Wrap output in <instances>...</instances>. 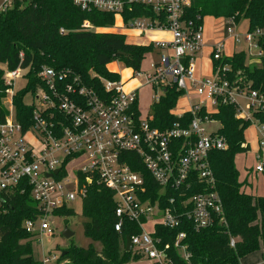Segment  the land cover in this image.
I'll return each instance as SVG.
<instances>
[{
	"label": "built area",
	"instance_id": "obj_1",
	"mask_svg": "<svg viewBox=\"0 0 264 264\" xmlns=\"http://www.w3.org/2000/svg\"><path fill=\"white\" fill-rule=\"evenodd\" d=\"M23 1L0 0V12ZM72 1L83 12L95 10L120 17L125 30L170 33L171 41L155 44L169 53L161 54L152 65L153 73L146 75L147 84L162 88V95L166 87L175 85L190 97L189 90L193 88L199 104L177 116L179 120L172 128L160 130L152 126L151 116L141 118V86L127 91L122 81L100 78L107 95L102 99L84 85L80 76L43 67L38 74L41 85L31 93L32 102L26 104L33 108V124L24 130L15 119L13 88L25 71L5 70L4 81L10 88L2 102L9 114L0 121V192L15 191L23 184L30 186L40 215L26 221L24 228L41 240L42 235L53 234L47 218L60 208H71L76 201L83 203L87 185L97 181L114 194L118 217L115 230L121 232L126 222L139 229L129 238L131 253L139 257L138 262L176 264L170 254L174 249L183 264H192V255L183 243L187 233L180 232L174 243L164 244L157 229L174 230L185 225L199 232L217 223L227 225L210 156L227 150L228 143L218 131L209 132L207 125L215 122L212 115L221 105L234 106L236 118L256 125L260 163L255 174H263L264 123L255 120L254 115L264 112V92L231 85L224 75L226 67L223 74L218 68L211 77H196V56L203 47L204 33L203 26L195 28L192 22L182 19L191 0ZM133 6L153 9L157 15L165 16L167 25H160L159 18L146 17L125 23L123 14L132 12ZM223 22L225 36L234 44L240 43V24L233 19ZM82 28L92 27L85 21ZM242 37L247 44V52L243 51L247 58L255 54L254 50L257 57L263 56L260 42L264 43V28L253 32L246 29ZM223 47L222 42L213 47L212 62L225 60ZM160 97L153 99L159 101ZM188 112L192 118L186 122L184 114ZM73 162L82 164L68 171ZM131 165L149 175L157 188L153 186L155 192L147 186L144 172ZM56 170L59 173L54 175ZM234 244L232 239L231 246ZM41 262L66 264L56 253L43 254Z\"/></svg>",
	"mask_w": 264,
	"mask_h": 264
},
{
	"label": "trees",
	"instance_id": "obj_2",
	"mask_svg": "<svg viewBox=\"0 0 264 264\" xmlns=\"http://www.w3.org/2000/svg\"><path fill=\"white\" fill-rule=\"evenodd\" d=\"M123 17L125 23L146 17L152 20L159 18L160 25H167L165 16L142 6H133L132 12L127 10ZM207 17L233 19L237 24L244 20L248 23V31L253 32L264 28V0H191L182 19L192 22L197 28L203 26ZM85 21L95 29H110L116 24V16L95 10L83 12L72 0H24L0 12V121L9 114L2 102L10 88L4 81L5 70L20 68L25 71L27 84L15 93L13 106L16 121L27 130L33 124V108L24 100L41 85L38 74L43 67L80 76L84 85L104 99L107 95L100 78L121 81L119 74L108 69L109 64L119 62L139 73L142 62L155 49L154 44H128L126 35L121 33L84 29ZM61 30L65 33L61 34ZM260 45L264 50V43L260 42ZM247 59L245 52L235 53L223 62H213V68H221L223 74L222 69L226 67L224 75L231 85L264 92V54L261 62L253 67L247 64ZM164 90L159 101H154L150 114L152 126L160 130L172 128L179 120L173 110L184 96V92L175 85ZM191 118L189 112L184 114L186 122ZM254 119L264 123V112L255 114ZM212 120L221 124L217 131L228 143L227 150L215 151L210 156L227 225L217 223L199 232L193 227L186 229L185 225L174 230L159 227L157 234L166 244L174 243L178 234L185 231L187 237L183 243L192 255V264H240L241 259L258 250L262 251L264 259V197H254L242 190L243 184L239 182L234 164L236 155L249 150L245 131L252 122L236 118V109L232 105L219 106ZM131 166L134 170L143 171ZM143 172L147 186L156 188L149 175ZM87 189L82 215L89 221L83 224V232L86 238L98 245L82 248L70 243L61 252L60 261L66 264L138 262L139 257L126 252V240L139 232L137 226L126 222L123 230L117 232L113 192L97 181H92ZM53 214L71 217L75 212L72 208L63 207ZM39 215L40 209L32 198L30 186L23 184L15 191L0 192V264H42L35 259L32 250L38 236L27 233L24 228L26 221L35 220ZM232 239L235 240L234 246H231ZM170 254L176 264H183L177 251L172 249Z\"/></svg>",
	"mask_w": 264,
	"mask_h": 264
},
{
	"label": "rangeland",
	"instance_id": "obj_3",
	"mask_svg": "<svg viewBox=\"0 0 264 264\" xmlns=\"http://www.w3.org/2000/svg\"><path fill=\"white\" fill-rule=\"evenodd\" d=\"M1 6V3H0ZM224 22L221 19H212V18H205L203 21V33L204 38H209L207 43L204 45L200 51V53L196 56L197 69L196 75L202 76H212L211 72V63L212 57L210 51L213 50V44L218 41L223 42L225 39L224 34ZM91 25V24H90ZM247 21L240 22V30L238 33L240 35L241 42L232 46L231 39H227L224 43V47L222 53L227 57L230 58L234 55V53L240 52H247V44L244 41L242 35L244 34L247 28ZM91 31H96L98 33H102V30L108 29H95L91 25ZM110 29H112L110 31ZM109 29V33H119L120 31L124 34L125 30L123 28V22L120 17L117 16L116 24L113 28ZM119 29H121L119 31ZM105 32V31H103ZM130 32V31H129ZM131 33V32H130ZM152 32L147 33L143 36L141 41H147L151 37ZM160 33H167V32H160ZM169 34H166L168 37ZM164 37V38H166ZM230 40V41H229ZM255 54L253 56L248 57L247 64L250 67H253L254 64H259L261 62L262 57H257L256 50L253 51ZM159 61L158 50L154 49V51L147 55L146 59L142 62L140 67V75L136 73L133 74L131 69L126 68V66L119 62H114V68L117 70V73L120 75L121 80L128 81L125 85V89H128L129 86L135 85L138 87H142L139 89V102L138 107L140 110L141 118L147 120L152 113V107L154 105L153 97L162 96V88L158 86H152L147 84V74H152L151 64H155ZM115 72V71H114ZM135 76V78H133ZM197 77V76H196ZM122 81V82H123ZM170 81V80H169ZM124 83V82H123ZM27 84V79L25 77L19 78L15 81L14 84V92H18L22 90ZM195 90L191 88L189 90V95L182 96L176 108L173 110V114L175 116H179L182 113L188 111L191 105L199 104V97L195 95ZM25 103L30 104L32 102V94H28L25 98ZM5 102V101H4ZM5 104H7L5 102ZM221 128V124L219 122H213L207 125V130L209 132H216ZM256 125L252 124L246 131H245V140L246 143L249 144V150L246 153H241L236 155L234 164L236 170L239 174V182L243 184V188L245 187V191L248 194H254L255 196H264V173L258 176L255 175V167L260 163L257 156H258V149H259V140L260 136L257 134ZM81 162H73L70 166H68V171H71L72 166L76 167L77 165H81ZM243 190V189H242ZM70 207L74 210L75 214L71 217H63V216H56L50 215L47 218V223L53 230V234L42 235L41 240L40 237L33 243V254L36 260H42L43 254L49 253H56L57 255H61V252L70 245V243L75 244L76 246L82 248H88L90 245H94L97 247L98 244H95L90 239L86 238L83 232V224L88 222L89 220L82 215L83 205L81 201H76L70 205ZM65 229H68L71 233H73V237L68 240L64 237L63 233ZM98 248H100L98 246ZM129 264H144L142 262H132ZM240 264H264V259L262 257V251L258 250L243 259L240 260Z\"/></svg>",
	"mask_w": 264,
	"mask_h": 264
},
{
	"label": "crops",
	"instance_id": "obj_4",
	"mask_svg": "<svg viewBox=\"0 0 264 264\" xmlns=\"http://www.w3.org/2000/svg\"><path fill=\"white\" fill-rule=\"evenodd\" d=\"M207 18H212V17H207ZM213 19V18H212ZM222 22H223V20H222ZM247 29V28H246ZM112 29H110V31H111ZM103 31H105V32H109V29L108 30H102V32ZM119 31H120V29H119ZM131 33H130V32ZM119 33H121V34H123L121 31L119 32ZM149 33V32H148ZM147 33H145V34H141L140 32H138V31H133V30H127V31H125V33H124V35H126V40H127V43L128 44H133V45H144V46H148V45H151V44H154V46H155V44L156 43H158V42H161V41H171V34L170 33H160V31L159 32H152V33H150V34H152L151 35V37L149 38V39H147V41H141L140 42V40H142L143 39V36H145ZM166 34H169V36L168 37H166ZM225 34V33H224ZM164 37H166V38H164ZM225 38V40L222 42L223 44L225 43V41L227 40V39H230V38H227L226 36H224ZM209 40V38H204V45L207 43V41ZM230 41V40H229ZM218 43H221V41H218V42H216L215 44H213V47L216 45V44H218ZM231 43H232V46L233 45H235L234 44V42H233V40H231ZM155 49L156 50H158V55H159V58H160V56H161V54H163V53H169L168 51H166V50H161V49H159V48H157L156 46H155ZM210 51H212V49L210 50ZM211 54V57H212V52H210ZM235 54V53H234ZM147 57V56H146ZM226 57V56H225ZM227 58V57H226ZM156 64V63H155ZM196 64H197V61H196ZM114 63H111V64H109L108 65V69L111 71V72H113V73H117V70L114 68ZM152 65L153 64H151V67H152ZM196 68L198 69V71H199V68H198V66L196 65ZM132 70V69H131ZM115 71V72H114ZM132 72H133V70H132ZM211 72H212V75H213V73H214V68H213V62L211 63ZM118 74V73H117ZM133 74H134V72H133ZM197 76V78H203V77H209V76H202V75H196ZM121 81H123V80H121ZM124 83H125V85L127 84V82L128 81H123ZM138 88V86H135V85H131V86H129L128 87V89H126L127 91H133V90H135V89H137ZM256 176H258V175H260V174H255ZM245 189V187L243 188V191L246 193V191L244 190ZM248 194V193H247ZM249 195H252V196H254V197H264V196H259V195H257V196H255L254 194H249Z\"/></svg>",
	"mask_w": 264,
	"mask_h": 264
},
{
	"label": "water",
	"instance_id": "obj_5",
	"mask_svg": "<svg viewBox=\"0 0 264 264\" xmlns=\"http://www.w3.org/2000/svg\"><path fill=\"white\" fill-rule=\"evenodd\" d=\"M124 55V54H122ZM59 173V170H56L54 172V175H57ZM64 237L68 240H70L73 237V233H71L68 229H65L64 233H63ZM132 251V244L129 238H127L126 240V252H131ZM65 254H63L64 256Z\"/></svg>",
	"mask_w": 264,
	"mask_h": 264
}]
</instances>
